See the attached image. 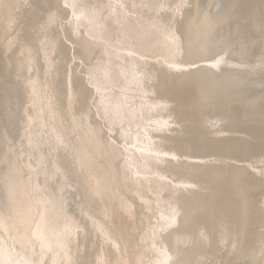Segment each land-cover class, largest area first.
Returning <instances> with one entry per match:
<instances>
[{
	"label": "bare ground",
	"instance_id": "6f19581e",
	"mask_svg": "<svg viewBox=\"0 0 264 264\" xmlns=\"http://www.w3.org/2000/svg\"><path fill=\"white\" fill-rule=\"evenodd\" d=\"M0 264H264V0H0Z\"/></svg>",
	"mask_w": 264,
	"mask_h": 264
}]
</instances>
